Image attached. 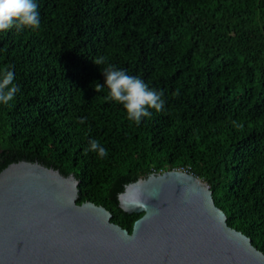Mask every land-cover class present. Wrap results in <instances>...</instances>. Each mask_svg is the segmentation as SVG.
I'll list each match as a JSON object with an SVG mask.
<instances>
[{"label":"trees","instance_id":"16d2710c","mask_svg":"<svg viewBox=\"0 0 264 264\" xmlns=\"http://www.w3.org/2000/svg\"><path fill=\"white\" fill-rule=\"evenodd\" d=\"M40 28L0 32V172L20 161L73 175L127 231L118 195L150 174L188 169L264 251V0H34ZM104 57L105 63L94 61ZM109 65L163 92L137 124L108 99ZM81 119L85 122L80 123ZM97 140L105 158L85 149Z\"/></svg>","mask_w":264,"mask_h":264},{"label":"water","instance_id":"95a60500","mask_svg":"<svg viewBox=\"0 0 264 264\" xmlns=\"http://www.w3.org/2000/svg\"><path fill=\"white\" fill-rule=\"evenodd\" d=\"M73 175L20 161L0 172V264H264V251L213 200L208 184L170 170L125 186L130 230Z\"/></svg>","mask_w":264,"mask_h":264},{"label":"clouds","instance_id":"9594fccd","mask_svg":"<svg viewBox=\"0 0 264 264\" xmlns=\"http://www.w3.org/2000/svg\"><path fill=\"white\" fill-rule=\"evenodd\" d=\"M13 28L22 30L29 28L36 31L40 28L38 5L34 0H0V32L9 31ZM94 63H105L104 57L97 58ZM105 84H98L95 91H100L105 85L109 89L108 99L122 104L127 112L129 120L137 124L143 117H150L151 111L160 112L165 106L164 93L149 89L139 78L132 77L122 70H116L109 65L102 72ZM18 87L14 83V72L6 70L0 79V104L7 105L14 100ZM85 121L81 119L80 123ZM90 147L85 149L96 153L100 158L108 155L106 148L99 141L93 139L89 142Z\"/></svg>","mask_w":264,"mask_h":264},{"label":"built area","instance_id":"2783aa9c","mask_svg":"<svg viewBox=\"0 0 264 264\" xmlns=\"http://www.w3.org/2000/svg\"><path fill=\"white\" fill-rule=\"evenodd\" d=\"M176 171H182V172H186V173H188V169H178V170H176Z\"/></svg>","mask_w":264,"mask_h":264}]
</instances>
